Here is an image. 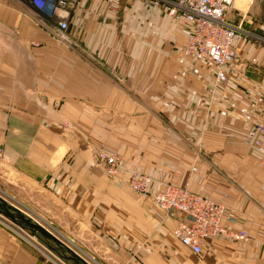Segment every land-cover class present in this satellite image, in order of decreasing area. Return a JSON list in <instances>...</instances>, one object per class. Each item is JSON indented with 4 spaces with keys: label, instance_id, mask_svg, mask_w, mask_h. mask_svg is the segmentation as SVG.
Listing matches in <instances>:
<instances>
[{
    "label": "crops",
    "instance_id": "1",
    "mask_svg": "<svg viewBox=\"0 0 264 264\" xmlns=\"http://www.w3.org/2000/svg\"><path fill=\"white\" fill-rule=\"evenodd\" d=\"M250 7L236 14L255 15ZM233 11L239 59L213 101L214 68L186 53L185 29L168 18L130 39L113 34L114 20L91 21L75 36L80 50L19 0H0V188L118 264H135L134 255L136 264H264V165L245 143L251 126L264 125V41L254 36L264 23L247 20L252 30ZM101 146L151 176L153 192L189 184L222 203L251 239L213 238L199 256L169 244L174 220L127 187V172L107 177L93 156ZM0 264L60 263L0 223Z\"/></svg>",
    "mask_w": 264,
    "mask_h": 264
},
{
    "label": "built area",
    "instance_id": "2",
    "mask_svg": "<svg viewBox=\"0 0 264 264\" xmlns=\"http://www.w3.org/2000/svg\"><path fill=\"white\" fill-rule=\"evenodd\" d=\"M19 1L31 9L33 16L39 18L37 21L39 20L38 22L55 38L68 40L71 13L75 12L85 0ZM100 1L108 7L116 8L123 2L133 0ZM148 2L155 9L168 11V14L183 26L186 31V53L196 61L204 62L214 68L210 94L211 99L215 101L217 92L227 85L229 74L235 70L236 61L239 59L234 44L241 37L242 31L227 19V14L234 7L235 0H148ZM245 143L258 152L264 165V125L251 126ZM96 163L115 181L124 170L119 153L111 148L103 147L97 151ZM128 172V186L131 191L139 195H152L156 206L176 223L174 238L193 254L201 255L206 242L213 238L224 237L238 242H248L251 239L247 232L233 227L236 220L228 215L227 208L222 203L193 192L189 184L178 186L165 183L152 193L154 183L152 177L137 168H130ZM0 198L24 213L1 190ZM0 223L9 227L15 226L1 213ZM56 260L60 264H65L59 259Z\"/></svg>",
    "mask_w": 264,
    "mask_h": 264
},
{
    "label": "rangeland",
    "instance_id": "3",
    "mask_svg": "<svg viewBox=\"0 0 264 264\" xmlns=\"http://www.w3.org/2000/svg\"><path fill=\"white\" fill-rule=\"evenodd\" d=\"M95 1H94V3H97L96 8H95V6L92 7L91 6L92 3L88 2L87 4L83 5L84 8H82V6H81L75 12L71 13L72 18H71V23H70V31L68 32V35H69L68 41H71L72 42L71 44H74V47H76L80 50H83V43L81 42V39L79 37H75V36H81L82 37L85 33L87 34L88 33L87 24L90 23L91 21L96 22V25L100 26L101 24L104 25L106 22L114 20L116 22L117 26L115 27L116 32L113 31V34L116 33L119 37H124V38L126 37L128 39L137 38V36L141 35L142 28L143 29L148 28L149 30H151V32H150L151 36L154 35L155 30L157 28V25H159V22L164 18L170 19L177 26H179L180 28L181 27L183 28V26L180 24L179 21H177L174 17H172L168 14V11H165L164 9L158 10V9L151 7L148 0H133L131 2H123L116 8H113L111 6L108 7V6L104 5L100 0H95ZM247 3L251 4L252 8L253 7L255 8V12H256L255 15H251L250 11L246 12L244 17L236 14L237 11L238 12L242 11L241 8L240 9H238V8L243 6V4L247 5ZM240 5L241 6L238 5V0H235L234 7L231 9V11L234 10L233 13H234V18H235L236 22H239L242 18H244V20H243L244 24L249 26L252 30H253V27L255 24L249 23V22H247V20L254 19L253 20L254 22H256V20H257L260 23H264V0H246L245 2H243V0H241ZM33 17L35 18V16H33ZM37 19H39V18H37ZM90 24H92V23H90ZM98 26H97V28H100ZM254 29L257 32V35H254V36L258 39L263 38V41H264V25H262V27L255 26ZM46 30H48V29L46 28ZM103 32H106V30H103ZM255 37H253V38H255ZM260 37H262V38H260ZM55 39L59 41V39H57V38H55ZM150 49H151V51L156 49V47L154 48L152 46V39H151ZM185 51H186V46H185ZM258 124H260V123H258ZM103 147L111 148L108 146H101L100 148L96 149L94 154H93L95 162H96L97 151H99ZM111 149H113V148H111ZM119 156H120V154H119ZM128 169H130V168H126L124 166V170H122L120 172L119 178L116 181L113 180V178L109 177L107 175V173H106V175L112 181L119 182V181H122L121 175L124 172H127V179L125 180V184L129 188V186H128V181H129ZM0 190H1V192L3 191L4 194H6L7 196H9L11 198V199L9 198L10 201L12 200L11 202H14L24 212L23 214H26V215L28 214L31 216V218H34L38 222V224L43 226L51 234V236L53 238H55L59 242H61V244L64 247L68 248L73 254H76L79 258L83 259L84 261L87 260L91 264H118V263L113 262L112 259H110L106 255V253H104L102 251L96 252V251H91V250L87 249L82 243L83 239H81L79 236H77L76 235L77 233L76 234H73L72 232L70 233L68 230H66V228L65 229L63 228L65 226H63L59 220H57V219L53 220L51 218H48L40 210H38V208H33V202H31V203L26 202V201L22 200V198H19L17 195L14 197V196L6 193L2 188H0ZM152 193H153V190H152ZM137 195H139V194H137ZM141 196L149 197L154 203V200H153V197L151 194L141 195ZM12 198H14L15 200H13ZM155 206H156V204H155ZM156 208L161 210L157 206H156ZM161 211L163 212L164 217L167 220L171 219L166 215V213L163 210H161ZM12 223H13V225H15V226H13L14 228L12 226L11 227L7 226V227L14 230L15 233L20 236V238L23 242H27L29 244H32V246L38 251L39 255H41V258H48V259L51 258L53 260L58 259L55 255H53L51 252H49L40 242H38L36 240V238L34 236H32L29 232L24 230L18 224H15L14 222H12ZM171 240L175 241L177 239L174 238L172 235V239H170V241H168L169 244L172 243ZM235 242H238V241H235ZM111 253H115V252L112 251ZM138 260L139 259L136 257V255H134L132 262H134L136 264L138 262ZM120 264H126V262L123 261ZM128 264H132V263H128Z\"/></svg>",
    "mask_w": 264,
    "mask_h": 264
},
{
    "label": "water",
    "instance_id": "4",
    "mask_svg": "<svg viewBox=\"0 0 264 264\" xmlns=\"http://www.w3.org/2000/svg\"><path fill=\"white\" fill-rule=\"evenodd\" d=\"M0 206L4 209L0 213L5 216L7 219L11 220L15 224H18L19 226L21 224L24 225L22 227L24 230L29 232L32 236L36 238L38 242H40L49 252H51L53 255H55L60 261H62L65 264H88L83 259L79 258L76 254H73L68 248L64 247L61 242H59L57 239L53 238L51 234L40 224H38L36 221H34L31 217H29L26 214H23L21 211L15 209L11 205H9L7 202L2 200L0 198ZM33 220V221H32ZM40 236H44L47 239H52L54 242L61 244L70 254L68 259H64L63 257L56 254L53 249L42 242L40 239ZM73 262V263H72Z\"/></svg>",
    "mask_w": 264,
    "mask_h": 264
},
{
    "label": "trees",
    "instance_id": "5",
    "mask_svg": "<svg viewBox=\"0 0 264 264\" xmlns=\"http://www.w3.org/2000/svg\"><path fill=\"white\" fill-rule=\"evenodd\" d=\"M3 210L4 209L0 206V211L2 212ZM20 226L24 227L23 224H21ZM40 239L42 240L43 243L50 246L56 254L63 257L64 259H68V257L70 256L69 252L61 244L54 242L52 239H47L44 236H40Z\"/></svg>",
    "mask_w": 264,
    "mask_h": 264
},
{
    "label": "bare ground",
    "instance_id": "6",
    "mask_svg": "<svg viewBox=\"0 0 264 264\" xmlns=\"http://www.w3.org/2000/svg\"><path fill=\"white\" fill-rule=\"evenodd\" d=\"M89 264V263H88Z\"/></svg>",
    "mask_w": 264,
    "mask_h": 264
}]
</instances>
